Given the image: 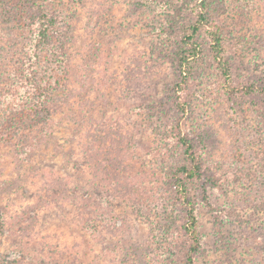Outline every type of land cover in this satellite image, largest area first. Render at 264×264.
<instances>
[{
  "label": "rangeland",
  "instance_id": "374dc122",
  "mask_svg": "<svg viewBox=\"0 0 264 264\" xmlns=\"http://www.w3.org/2000/svg\"><path fill=\"white\" fill-rule=\"evenodd\" d=\"M224 1L217 9L230 27L237 91L225 92L204 44L178 100L173 53L177 28L192 18L189 0H54L69 27L67 63L48 128L0 140V264H167L179 256L185 237L167 183L182 156L165 128L179 118L173 101L185 105L181 133L214 184L211 209L190 185L197 264H264V118L244 94L247 82H264V0ZM33 22H0V90L28 56ZM42 133L29 161L16 160ZM58 182L64 199L51 196Z\"/></svg>",
  "mask_w": 264,
  "mask_h": 264
},
{
  "label": "trees",
  "instance_id": "16d2710c",
  "mask_svg": "<svg viewBox=\"0 0 264 264\" xmlns=\"http://www.w3.org/2000/svg\"><path fill=\"white\" fill-rule=\"evenodd\" d=\"M46 1L0 0V22L2 24L12 23L15 19L17 22H21L25 18L27 20L32 18L37 24L33 38L26 40L23 44L28 47L29 53L28 56L23 54V58L17 60V69L10 76L11 88L0 90L4 93L0 97V109L5 114L0 118V140L4 142L13 137L21 139L25 135L24 132H32L39 128L46 129L51 122L50 103L52 104L53 94L59 85L58 75L64 73L62 69L67 63L65 50L68 44L69 27L66 25L63 14L54 11V0ZM188 4L191 6L192 18L186 24L181 23L177 28L179 41L176 43L173 53L177 69L173 89L174 96L180 100L181 94L189 86L195 67L199 64V57L203 53L204 44L212 52V58L225 92L229 95L234 94L237 88L231 85L227 58L230 32L226 30L229 26L220 24L217 9V5H220L223 11L225 1L189 0ZM2 74L0 73V78ZM14 84L15 86L12 87ZM244 89L245 95L257 99L260 117L263 119L264 82H247ZM20 90L24 91L23 95H20ZM18 93V99L15 100L14 96ZM173 104L172 108L175 109L179 118L175 125L165 126V128L170 132L169 136H175L174 143L180 149L182 156L181 164L170 171L167 183L174 192L175 210L180 218L178 231L185 237V242L180 255L174 254V258L169 259L167 264H197V257L200 255L202 246L196 216V207L199 205L193 200L190 185H194L198 190L200 203L208 209L211 206L208 193L214 184L211 173L205 168L202 160L195 155V146L192 140L181 133L179 125L185 114V105L178 101H173ZM41 135L42 139L31 141L26 145L23 153L16 152V160L22 163L28 162L32 154V147L35 146L34 143H41L46 138L45 134ZM110 166L111 163H108V167ZM109 174L107 172L103 179L106 180ZM65 188L67 189L65 184L58 182L55 188H49V190L51 196L56 199H64L65 196L62 198L60 195L65 191ZM41 204L48 205L46 202H41ZM40 208L41 205L37 206V209ZM173 213L170 212L166 217L167 222H174L172 220Z\"/></svg>",
  "mask_w": 264,
  "mask_h": 264
}]
</instances>
